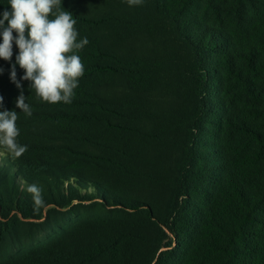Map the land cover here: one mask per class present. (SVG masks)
Segmentation results:
<instances>
[{
	"label": "trees",
	"instance_id": "obj_1",
	"mask_svg": "<svg viewBox=\"0 0 264 264\" xmlns=\"http://www.w3.org/2000/svg\"><path fill=\"white\" fill-rule=\"evenodd\" d=\"M151 2L196 53L187 81L198 108L190 132V160L173 185L164 225L173 240L157 249L167 250L157 258L155 254L150 264H264V0ZM199 7V14H193ZM60 8L72 13L77 41H89L76 52L85 71L71 103L43 101L30 89V81L20 80L24 70L17 64V79L32 109L26 116L15 103L21 89L10 79L17 33L11 60L0 58V110L17 111L16 122L25 125L56 126L43 141L18 140L27 146L19 158L0 145V240L9 224L39 219L40 209L28 191L33 184L42 190L43 206L66 209L90 203L87 207L95 213L107 211L114 220L95 216L102 220L101 230L71 227L0 259V264H138L140 245L146 241L133 230L146 227L154 216L146 203L125 196L110 182L112 169L130 175L118 159L84 148L96 143L98 132L154 140L113 123L110 117L129 116L90 91L111 76L125 75L131 89L145 92L149 70L139 61L125 62L108 53L89 34L124 21L113 15L86 18L66 0ZM5 10H11L8 0H0V14Z\"/></svg>",
	"mask_w": 264,
	"mask_h": 264
},
{
	"label": "rangeland",
	"instance_id": "obj_2",
	"mask_svg": "<svg viewBox=\"0 0 264 264\" xmlns=\"http://www.w3.org/2000/svg\"><path fill=\"white\" fill-rule=\"evenodd\" d=\"M80 15L91 18L115 16L123 25L95 28L89 34L108 53L125 62L139 61L149 70V87L138 93L131 89L125 75L111 76L102 86L91 88L109 101L111 108L129 118L110 117L118 123L153 135L154 140L138 138L129 133H101L95 144L84 149L118 159L130 175L121 176L112 169L108 176L125 196L142 201L150 208L154 220L146 227L133 230L145 239L140 245L138 264H150L173 240L164 225L168 220L173 185L180 179L184 165L190 160L191 128L198 100L188 86L187 76L196 63V53L175 26L155 8L151 0L129 6L127 0H66ZM201 8L193 14L198 15ZM18 48L16 54H18ZM104 116H107L103 114ZM17 140L43 141L56 126L25 125L16 122ZM204 152L207 148L202 149ZM206 164V160L202 161ZM75 203L66 209L39 206V219L9 224L0 240V259L47 242L66 229L82 226L101 230L103 216L114 220L105 211L95 213ZM96 216V217H95ZM93 224V225H92ZM172 248H176L173 244Z\"/></svg>",
	"mask_w": 264,
	"mask_h": 264
},
{
	"label": "clouds",
	"instance_id": "obj_3",
	"mask_svg": "<svg viewBox=\"0 0 264 264\" xmlns=\"http://www.w3.org/2000/svg\"><path fill=\"white\" fill-rule=\"evenodd\" d=\"M127 3L129 6L140 5L143 0H127ZM8 4L11 10L0 14V58L11 60L13 32L17 33L15 44L19 51L10 71L11 81L21 89L15 101L16 107L26 116L32 115L20 80L30 81V89H34L43 101L51 104L60 101L71 103L75 96L74 89L78 87V78L85 71L76 52L89 43L86 37L77 41L78 31L74 28L76 21L72 13L61 10V0H8ZM50 14L54 19H49ZM70 52L72 54L67 55ZM17 64L24 70L20 80L17 79ZM2 106L3 96H0V108ZM17 119V111L0 110V145L6 146L11 154L19 158L27 151V146L19 144L17 140L20 134ZM28 191L33 195L35 205L41 206L42 190L33 184Z\"/></svg>",
	"mask_w": 264,
	"mask_h": 264
}]
</instances>
